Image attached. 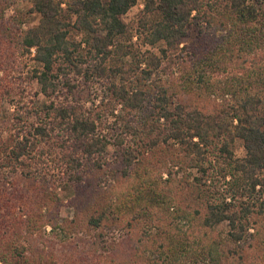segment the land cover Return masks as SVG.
<instances>
[{
    "label": "trees",
    "instance_id": "trees-1",
    "mask_svg": "<svg viewBox=\"0 0 264 264\" xmlns=\"http://www.w3.org/2000/svg\"><path fill=\"white\" fill-rule=\"evenodd\" d=\"M25 1L0 0V264H264V0Z\"/></svg>",
    "mask_w": 264,
    "mask_h": 264
},
{
    "label": "rangeland",
    "instance_id": "rangeland-1",
    "mask_svg": "<svg viewBox=\"0 0 264 264\" xmlns=\"http://www.w3.org/2000/svg\"><path fill=\"white\" fill-rule=\"evenodd\" d=\"M30 5L31 4H30L29 1L16 0L14 5H12L5 12V15L7 17H9V16L13 15L16 10L26 11V10L29 9ZM142 9H143V2L139 1L136 6H134L126 15L123 16V21L129 28L133 29V28L136 27L137 21H138L140 15H141ZM37 23H38V16L33 15L32 16V22L29 25H26L25 27L33 26V25H36ZM80 37L81 36L78 35V39ZM133 42L136 43L135 47L138 48V49H141L142 51H144L145 49L148 48L146 46H143L141 42H138L136 40V37H134ZM194 42H196V32L193 31V29H191V30L188 31V35L185 38L183 44L190 45V44H192ZM126 60H129V58H126ZM160 77L161 76H160V74L158 72H154V74H153V79L154 80H158ZM33 87H34L35 91H39V89H38V87L36 86L35 83H34ZM36 100H37L36 103L39 104V105H41L42 103L45 102V98L41 94H39L37 96ZM5 109L8 110V106H5ZM7 110H6V113H7ZM234 154H235L236 157H239V158L244 156V149H243L242 144H241L240 141H236L235 144H234ZM59 194H60L61 198L64 200V202L66 203L73 196V190H72V188L69 185H63L59 189ZM60 217L62 219H67V220L72 219V217H73V209L70 208V207L62 208ZM49 230H50V228L48 227L47 231H49ZM217 230L219 232L225 234L226 231H227L226 224L225 223L220 224L219 226H217ZM57 233L60 235V238L62 240H63V238L66 237L64 235H61V233L59 231ZM13 264H18V263L15 262Z\"/></svg>",
    "mask_w": 264,
    "mask_h": 264
}]
</instances>
